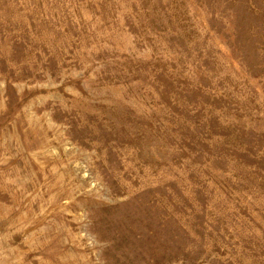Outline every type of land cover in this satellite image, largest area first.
<instances>
[{"label": "rangeland", "instance_id": "obj_1", "mask_svg": "<svg viewBox=\"0 0 264 264\" xmlns=\"http://www.w3.org/2000/svg\"><path fill=\"white\" fill-rule=\"evenodd\" d=\"M0 264H264V0H0Z\"/></svg>", "mask_w": 264, "mask_h": 264}]
</instances>
